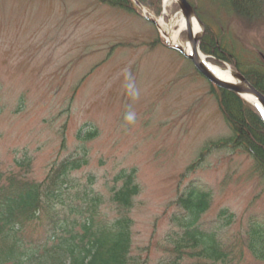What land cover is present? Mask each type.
Here are the masks:
<instances>
[{
	"label": "rangeland",
	"instance_id": "obj_1",
	"mask_svg": "<svg viewBox=\"0 0 264 264\" xmlns=\"http://www.w3.org/2000/svg\"><path fill=\"white\" fill-rule=\"evenodd\" d=\"M190 1L236 53L264 60V15L245 22L225 13L219 0ZM179 12L169 0L149 16L161 29ZM159 35L165 41L153 22L97 0H0L1 169L23 174L17 161L29 158L28 178L42 182L54 163L83 156L87 163L71 175L76 187L60 199L68 203L92 189L109 217L116 212L110 190L121 185L114 179L136 170L133 253L148 256L145 264L171 255V218L181 213L175 201L200 187L212 194L201 223L216 225L225 209L236 215L221 231L234 246L227 264H262L243 245L249 219L264 221L254 160L232 148L200 158L207 140L232 132L193 64L174 48L144 44ZM89 130L97 136H79Z\"/></svg>",
	"mask_w": 264,
	"mask_h": 264
},
{
	"label": "trees",
	"instance_id": "obj_2",
	"mask_svg": "<svg viewBox=\"0 0 264 264\" xmlns=\"http://www.w3.org/2000/svg\"><path fill=\"white\" fill-rule=\"evenodd\" d=\"M128 12H137L133 0H99ZM145 7L161 13L162 0H138ZM220 8L245 22L260 20L264 0H219ZM206 32L201 50L215 64L230 63L264 94V61L248 59L235 52L221 31L204 21ZM211 94L233 131L230 136L209 140L200 158L213 150L242 149L254 160L253 170L264 184V120L259 111L232 90L211 86ZM80 135V134H79ZM81 136V135H80ZM96 132H88L91 140ZM65 145V138L63 146ZM83 156L68 157L55 163L42 182L28 178L31 160L17 161L23 171L4 172L0 166V264H145L148 256L133 253L134 220L131 211L141 186L136 170L114 179L121 185L110 190L109 202L116 212L109 217L102 212L104 199L92 189H84L68 203L63 193L75 188L71 175L87 163ZM198 161V160H197ZM198 162L188 167L192 171ZM79 186V185H78ZM212 194L190 187L177 200L181 213L173 216L178 229L171 235V255L160 264H227L233 260V245H227L221 231L236 220L235 214L222 210L216 225H203L200 218L211 207ZM30 238H28V237ZM242 240V239H241ZM243 245L264 264V222L251 218Z\"/></svg>",
	"mask_w": 264,
	"mask_h": 264
},
{
	"label": "bare ground",
	"instance_id": "obj_3",
	"mask_svg": "<svg viewBox=\"0 0 264 264\" xmlns=\"http://www.w3.org/2000/svg\"><path fill=\"white\" fill-rule=\"evenodd\" d=\"M186 28L191 29L193 38L182 40V30H185ZM161 29L163 35L170 44L182 48L188 55H193L196 53L200 57L202 63L221 79L229 82L240 81V77L235 74L231 67L223 68L219 65L213 64L212 62L208 61L207 57L200 49H197L194 40H196L201 35L203 25L196 15L186 17L183 14H179L176 18H174V20L171 21V23L164 22L161 26ZM245 97L252 103L261 104L253 95H246Z\"/></svg>",
	"mask_w": 264,
	"mask_h": 264
},
{
	"label": "water",
	"instance_id": "obj_4",
	"mask_svg": "<svg viewBox=\"0 0 264 264\" xmlns=\"http://www.w3.org/2000/svg\"><path fill=\"white\" fill-rule=\"evenodd\" d=\"M178 2H179V6H180L183 14L186 17H190L193 14H196L195 9L187 0H178ZM201 36H199L196 40H194L195 44H197V42L199 43ZM188 37H189V39H192V31L189 28H188ZM178 49L180 51H182V49H180V48H178ZM188 57L192 60V62L194 63L195 67L199 70V72H201L212 83H214L220 87L233 90V91L239 93L240 95H242L243 97L246 94H252L255 97H257L261 101V103L263 104V108L259 107V110H260V112L264 118V95L261 94L242 74L237 73V75L240 77L239 82L234 83V82L224 81V80L220 79L217 75H215L213 72H211L202 63L200 57L196 53H194L193 56L188 55Z\"/></svg>",
	"mask_w": 264,
	"mask_h": 264
}]
</instances>
